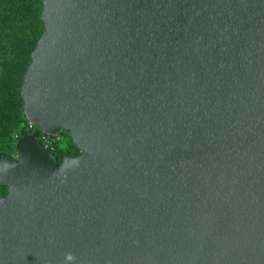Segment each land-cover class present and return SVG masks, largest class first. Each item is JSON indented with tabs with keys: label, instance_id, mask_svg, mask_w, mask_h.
<instances>
[{
	"label": "water",
	"instance_id": "water-1",
	"mask_svg": "<svg viewBox=\"0 0 264 264\" xmlns=\"http://www.w3.org/2000/svg\"><path fill=\"white\" fill-rule=\"evenodd\" d=\"M42 3L0 264H264V0Z\"/></svg>",
	"mask_w": 264,
	"mask_h": 264
},
{
	"label": "trees",
	"instance_id": "trees-1",
	"mask_svg": "<svg viewBox=\"0 0 264 264\" xmlns=\"http://www.w3.org/2000/svg\"><path fill=\"white\" fill-rule=\"evenodd\" d=\"M4 1L0 0V13ZM42 6V0H27L22 8L25 12L29 10L28 19H24L18 9L10 19H0V65L10 68L0 75V141L5 142L9 148L16 149L17 140L24 135L19 130L20 124L27 119L21 90L25 71L31 62V52L44 30ZM18 52L23 53V56L15 61ZM40 130L37 126V136ZM16 132L19 134L15 137ZM77 151L79 149L69 131L64 130L63 139L58 142L54 153L61 161L65 154ZM3 157L10 156L0 150V159Z\"/></svg>",
	"mask_w": 264,
	"mask_h": 264
},
{
	"label": "rangeland",
	"instance_id": "rangeland-1",
	"mask_svg": "<svg viewBox=\"0 0 264 264\" xmlns=\"http://www.w3.org/2000/svg\"><path fill=\"white\" fill-rule=\"evenodd\" d=\"M15 0H5L4 3L2 4V9H1V13H0V19H10L12 14L14 12L20 11V13H22L24 16V19H28L29 16V10L28 11H24L22 8V5L27 1V0H17V2H14ZM21 16V14H20ZM23 56V53L18 52L16 55V60H20ZM10 68L6 67L4 68L3 66L0 65V75H2L6 70H9ZM27 123H28V119L24 120L20 126H19V130H21L24 135L27 132L26 128H27ZM19 133L16 132L15 133V137L18 135ZM8 145L5 142L0 141V150L4 151L6 154H8L9 156L12 157H16L17 153H16V149L13 147H7ZM6 188L0 187V194H4L6 192Z\"/></svg>",
	"mask_w": 264,
	"mask_h": 264
},
{
	"label": "built area",
	"instance_id": "built-area-1",
	"mask_svg": "<svg viewBox=\"0 0 264 264\" xmlns=\"http://www.w3.org/2000/svg\"><path fill=\"white\" fill-rule=\"evenodd\" d=\"M26 130L28 133L35 134V131H37V125H34L28 121ZM64 130V128H59L55 135H50L43 130H40L38 136L36 134L35 135L39 141H41L47 148L54 152V150L57 148L58 142L63 139Z\"/></svg>",
	"mask_w": 264,
	"mask_h": 264
},
{
	"label": "clouds",
	"instance_id": "clouds-1",
	"mask_svg": "<svg viewBox=\"0 0 264 264\" xmlns=\"http://www.w3.org/2000/svg\"><path fill=\"white\" fill-rule=\"evenodd\" d=\"M75 264L76 262V257L72 253H67L65 255V264Z\"/></svg>",
	"mask_w": 264,
	"mask_h": 264
}]
</instances>
